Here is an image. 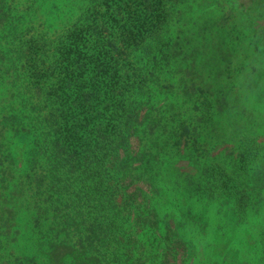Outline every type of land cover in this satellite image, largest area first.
Listing matches in <instances>:
<instances>
[{
	"label": "trees",
	"instance_id": "16d2710c",
	"mask_svg": "<svg viewBox=\"0 0 264 264\" xmlns=\"http://www.w3.org/2000/svg\"><path fill=\"white\" fill-rule=\"evenodd\" d=\"M236 2L0 0V264H116L129 220L212 204L186 155L264 124Z\"/></svg>",
	"mask_w": 264,
	"mask_h": 264
},
{
	"label": "rangeland",
	"instance_id": "374dc122",
	"mask_svg": "<svg viewBox=\"0 0 264 264\" xmlns=\"http://www.w3.org/2000/svg\"><path fill=\"white\" fill-rule=\"evenodd\" d=\"M234 6L253 24L254 34L248 32L244 43L256 65L258 58L264 61V0H237ZM247 132L212 160L208 158L212 153L204 149H192L186 155L195 162L190 166L209 180L215 199L210 206L187 220H181L177 211L170 220H129L130 230L121 233L122 243L108 244L107 253L112 254L114 246L119 250L117 256L110 255L111 260L123 264H264V124L254 133ZM213 207L221 215L209 213Z\"/></svg>",
	"mask_w": 264,
	"mask_h": 264
}]
</instances>
